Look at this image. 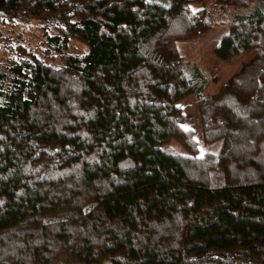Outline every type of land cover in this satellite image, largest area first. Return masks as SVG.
<instances>
[{"label":"trees","instance_id":"obj_1","mask_svg":"<svg viewBox=\"0 0 264 264\" xmlns=\"http://www.w3.org/2000/svg\"><path fill=\"white\" fill-rule=\"evenodd\" d=\"M201 2L0 0L45 45L3 42L0 264H264V0ZM221 24L205 93L176 42Z\"/></svg>","mask_w":264,"mask_h":264},{"label":"rangeland","instance_id":"obj_2","mask_svg":"<svg viewBox=\"0 0 264 264\" xmlns=\"http://www.w3.org/2000/svg\"><path fill=\"white\" fill-rule=\"evenodd\" d=\"M154 1L168 3L169 0H154ZM209 1L210 0H202L201 3H196V4L192 3L189 6L192 10H196L199 7L209 3ZM17 13L9 14L6 11L0 12V17L3 18L0 20V63H5L8 57L11 56L10 54L11 52L9 51L10 47L4 46L3 43L4 40H11V44L17 43L20 46L22 45L28 46L29 48L38 51L43 50L45 47L43 43L44 38L42 36L43 33L41 27L42 23L37 18L26 16L25 13L22 11ZM8 14L10 16H8ZM227 29L228 26L226 24L217 25L214 28L199 35L196 38L187 41L176 42V46L180 54L190 61L197 62L205 71L206 75L210 77L207 88L209 92H213L217 85L215 83H212L213 79L215 78L209 76V74L205 69V66L199 60L200 50L202 49L203 46L205 45L207 46L208 44L210 45L213 39L225 33ZM84 50H85V46L82 43L78 42L77 40H71L69 42V47L66 53L83 52ZM252 53H253L252 51L246 52V54L249 55H252ZM209 87H211L213 90H211V88L209 90ZM179 105L182 108L185 115L183 125L192 128L193 135L195 139L198 141L200 150L202 151L204 147L202 146L201 143V130L199 126V118L196 107L195 95L191 94L185 97L179 102ZM173 145H175L176 149L179 152L184 153L183 149L178 148V146H176V144L174 143ZM209 149L214 150V147L210 146Z\"/></svg>","mask_w":264,"mask_h":264},{"label":"crops","instance_id":"obj_3","mask_svg":"<svg viewBox=\"0 0 264 264\" xmlns=\"http://www.w3.org/2000/svg\"><path fill=\"white\" fill-rule=\"evenodd\" d=\"M219 37L213 39L210 45L209 44L207 46L205 45L200 50L199 60L205 66V69L209 74V76L215 78L213 79L212 83H215L217 85L213 92H209L207 89L209 83H207V85L204 88L205 93H214L218 88V86L224 81H226L229 74L238 70L241 64L250 57L249 54L243 53L227 60L217 59L214 55L213 50L216 44L218 43ZM210 88L211 87H209V90ZM211 90L213 89L211 88Z\"/></svg>","mask_w":264,"mask_h":264},{"label":"water","instance_id":"obj_4","mask_svg":"<svg viewBox=\"0 0 264 264\" xmlns=\"http://www.w3.org/2000/svg\"><path fill=\"white\" fill-rule=\"evenodd\" d=\"M0 12H2V11H0Z\"/></svg>","mask_w":264,"mask_h":264}]
</instances>
